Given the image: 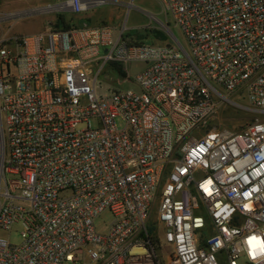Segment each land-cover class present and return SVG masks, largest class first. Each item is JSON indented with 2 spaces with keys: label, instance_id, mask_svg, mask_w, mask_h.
Masks as SVG:
<instances>
[{
  "label": "built area",
  "instance_id": "obj_1",
  "mask_svg": "<svg viewBox=\"0 0 264 264\" xmlns=\"http://www.w3.org/2000/svg\"><path fill=\"white\" fill-rule=\"evenodd\" d=\"M157 1L187 48L87 20L0 39V264H264V0ZM111 63L136 88L103 90ZM240 99L248 124L210 126Z\"/></svg>",
  "mask_w": 264,
  "mask_h": 264
},
{
  "label": "rangeland",
  "instance_id": "obj_2",
  "mask_svg": "<svg viewBox=\"0 0 264 264\" xmlns=\"http://www.w3.org/2000/svg\"><path fill=\"white\" fill-rule=\"evenodd\" d=\"M65 0H0V39H6L14 35H29V32L39 31L46 24L54 25L58 16L62 13L58 11L35 12L38 8L53 6ZM108 4L99 6L88 13L87 21L94 26L108 25L114 29L116 34L123 32V36H131V39L139 41L138 36L144 35L145 42L159 43L165 42L155 38L152 30L163 31L168 39V29L180 42L187 48V40L182 30L175 26L171 17L166 16L157 0H107ZM41 9V10H43ZM39 23V27L37 24ZM34 32V33H35ZM105 49L100 48L99 57H102ZM99 66V65H97ZM142 63L129 65L130 76L133 78L142 68ZM99 80L103 90H116L119 88H136L132 83H124L123 77L112 74L105 67L101 73ZM224 93V92H223ZM225 94V93H224ZM238 105H224L216 119L210 125L211 127L227 128L234 131L242 129L254 117V114L247 109V101L245 99L237 100ZM118 127L124 128L125 124L121 119H117ZM86 125H81L84 129ZM113 216L109 212L103 214L95 221L96 230L100 234H105ZM22 228L16 225L12 231L2 236L13 245L22 243Z\"/></svg>",
  "mask_w": 264,
  "mask_h": 264
},
{
  "label": "trees",
  "instance_id": "obj_3",
  "mask_svg": "<svg viewBox=\"0 0 264 264\" xmlns=\"http://www.w3.org/2000/svg\"><path fill=\"white\" fill-rule=\"evenodd\" d=\"M75 22H78L80 24L81 21H76V19H74V17H70L69 15H65V14H60L58 16V19L56 20V22L53 25V28L56 30H69L72 28V26L75 25ZM152 33L155 34V38H158L160 41H167L168 37L167 35L163 32V31H158V30H152ZM125 39L128 40V43L131 45H137V46H141V45H145V44H151L149 42H145L144 39L146 38V36L144 35H139V41L135 40V39H131V36H124ZM108 70H110L112 72V74H116L119 77H125V71L123 69V66L121 64L118 63H111L108 67Z\"/></svg>",
  "mask_w": 264,
  "mask_h": 264
},
{
  "label": "crops",
  "instance_id": "obj_4",
  "mask_svg": "<svg viewBox=\"0 0 264 264\" xmlns=\"http://www.w3.org/2000/svg\"><path fill=\"white\" fill-rule=\"evenodd\" d=\"M87 16H88V13L82 14V15H78V16L74 17V19H76L78 21L87 20ZM37 26L39 27V23L37 24ZM35 30H37V29H34L33 31L35 32ZM34 32H31V33L29 32V35L34 34ZM37 32H35V33H37Z\"/></svg>",
  "mask_w": 264,
  "mask_h": 264
},
{
  "label": "bare ground",
  "instance_id": "obj_5",
  "mask_svg": "<svg viewBox=\"0 0 264 264\" xmlns=\"http://www.w3.org/2000/svg\"><path fill=\"white\" fill-rule=\"evenodd\" d=\"M59 7L60 6H56V5L48 6V7L44 8L42 11H46V12H48V11H55V10L59 9Z\"/></svg>",
  "mask_w": 264,
  "mask_h": 264
},
{
  "label": "water",
  "instance_id": "obj_6",
  "mask_svg": "<svg viewBox=\"0 0 264 264\" xmlns=\"http://www.w3.org/2000/svg\"><path fill=\"white\" fill-rule=\"evenodd\" d=\"M168 31V30H167ZM168 34H170L171 35V33H169V31H168ZM171 37H172V35H171Z\"/></svg>",
  "mask_w": 264,
  "mask_h": 264
}]
</instances>
